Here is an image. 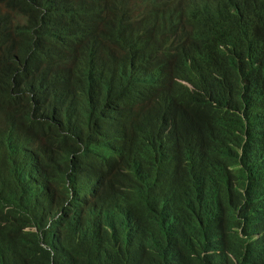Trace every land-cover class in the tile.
Returning a JSON list of instances; mask_svg holds the SVG:
<instances>
[{"label":"trees","instance_id":"16d2710c","mask_svg":"<svg viewBox=\"0 0 264 264\" xmlns=\"http://www.w3.org/2000/svg\"><path fill=\"white\" fill-rule=\"evenodd\" d=\"M0 264H264V0H0Z\"/></svg>","mask_w":264,"mask_h":264}]
</instances>
